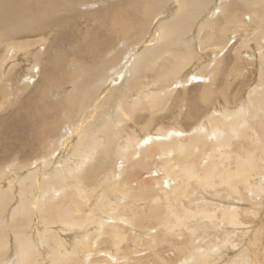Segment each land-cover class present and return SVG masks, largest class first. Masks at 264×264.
Wrapping results in <instances>:
<instances>
[{"label": "bare ground", "instance_id": "1", "mask_svg": "<svg viewBox=\"0 0 264 264\" xmlns=\"http://www.w3.org/2000/svg\"><path fill=\"white\" fill-rule=\"evenodd\" d=\"M263 48L264 0H0V264L262 262Z\"/></svg>", "mask_w": 264, "mask_h": 264}, {"label": "rangeland", "instance_id": "2", "mask_svg": "<svg viewBox=\"0 0 264 264\" xmlns=\"http://www.w3.org/2000/svg\"><path fill=\"white\" fill-rule=\"evenodd\" d=\"M263 51H264V48H263ZM260 52H258L257 53V55H256V59H255V62H254V64L256 63V61H257V66L256 65H254V64H252L253 66H250V70H251V73H252V75L254 76H251V74L249 73V77H250V80H251V78L253 77V79L254 80H259V78H257L258 77V74L261 72H258V70H259V66H260V62H261V59L259 58V60H258V57L257 56H260ZM262 65H264L263 63H262ZM256 68H257V70H256ZM254 70H256V71H254ZM195 72V71H194ZM258 73V74H257ZM255 74H257V76L255 75ZM189 76H190V74H189ZM193 78L195 77L194 75H191ZM262 77L263 76H260V78H261V80H260V83H264V80L262 79ZM264 78V77H263ZM197 82V79H196V77L194 78V81L193 82H191L189 85H191V84H193V83H196ZM253 82V81H252ZM258 228V227H257ZM258 241H259V244H260V232H259V239H258ZM139 247V246H138ZM140 249H142V247H139ZM241 252H243V250H238V251H236V252H234V253H225V252H223L222 254L224 255V256H222V257H220L217 261H216V263L215 264H227V262L229 261V260H232V258H233V256H235L236 254H239V253H241ZM142 253V252H141ZM141 253H138V254H141ZM247 256H248V258L250 259V262L252 263V264H255V259L257 258V256L255 257V256H252L249 252H246L245 253ZM181 264H188V263H184V262H182ZM189 264H191V263H189ZM259 264H264V260L262 261V262H259Z\"/></svg>", "mask_w": 264, "mask_h": 264}]
</instances>
